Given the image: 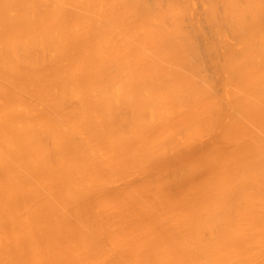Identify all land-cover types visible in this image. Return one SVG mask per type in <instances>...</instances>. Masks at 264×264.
Instances as JSON below:
<instances>
[{
  "label": "bare ground",
  "instance_id": "1",
  "mask_svg": "<svg viewBox=\"0 0 264 264\" xmlns=\"http://www.w3.org/2000/svg\"><path fill=\"white\" fill-rule=\"evenodd\" d=\"M0 264H264V0H0Z\"/></svg>",
  "mask_w": 264,
  "mask_h": 264
}]
</instances>
